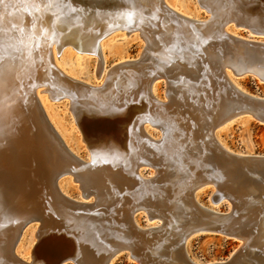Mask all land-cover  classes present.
Here are the masks:
<instances>
[{
  "label": "water",
  "instance_id": "water-1",
  "mask_svg": "<svg viewBox=\"0 0 264 264\" xmlns=\"http://www.w3.org/2000/svg\"><path fill=\"white\" fill-rule=\"evenodd\" d=\"M216 1L197 0L200 8L208 14L204 19L184 16L170 8L166 0L42 1L45 16L39 22L36 19L30 29L41 23L47 27L41 36L47 39L51 30L67 28L68 34L58 36L57 56L67 47L74 48L68 41L69 37H74L75 29L84 28L92 16L103 15V22H108L107 16L117 14L123 17L126 12L139 13L142 18L130 27L114 23L115 19L101 26L97 31L96 54L90 55L97 56L102 62L101 42L116 30L139 31L145 47L138 60L117 64L97 85L67 76L52 58V69L75 87L52 86L54 91L48 90L41 95L47 94L50 102L69 101L76 126L89 151L88 159L77 156L68 148L36 92L39 85L35 80L31 79L27 84V95L35 105L33 110L39 120L30 114L31 121L15 126L6 118L1 128L5 145L6 141L13 144L10 149H5L1 164L7 171L2 173L3 180L0 181V203L7 211L4 215L6 234L3 243H0L2 264H112V260L120 254H127L136 264H201L189 257L186 246L193 236L206 233L222 235L240 244L227 259L202 264H264V244L254 247L256 228L251 224V218L257 217V212L264 207L251 204L245 208L244 190L235 187L239 179L246 183L242 186H264V155L232 152L215 136L216 130L225 122L244 116L264 124V97L243 91L226 74V71L231 72L233 79L250 75L264 83V40L242 37L226 30L234 26L247 30L252 36L264 37V0L227 2L229 10L223 12L217 8ZM23 13L30 15V12ZM165 17H170L174 24H178V18L184 23L172 40L160 42L164 51L177 57L174 62L181 67L175 72L177 79L157 75L159 66L151 63V55L155 52H151L142 35L141 26L156 30L155 24ZM44 38L37 41L35 48L30 44L27 46L39 52V41L42 39L44 44ZM154 40L158 42L157 38ZM47 41L49 47L50 41ZM6 57L0 53L2 78H10L12 73V70L3 68ZM128 70H132L135 76H142L143 90L140 93L144 98L151 99L152 112L156 110L175 121L181 132L185 129L182 138H179L181 132L179 134L177 130L174 135L170 133L165 142L162 140L155 146L150 139L153 136L144 131L146 123L140 125L141 130L133 129V123L125 124L121 114L86 107L73 91L78 88L108 97L111 75ZM34 75L31 78L34 79ZM160 78L166 82L165 100L157 99L151 92L153 82ZM182 85L190 87L191 92L186 93L185 89L176 92ZM172 87L176 88L175 94L170 91ZM89 99L94 100V97ZM149 111H146V116L150 119L153 116ZM203 112L212 117L206 116L208 123L201 118L203 123L200 125L197 120L199 116H204ZM148 125L159 130L162 136L160 124ZM39 126L43 129L39 136L34 135L33 138L28 130ZM192 129L194 133L190 134ZM139 134L150 139L149 148L162 151L170 145L174 152L186 159L180 173L185 180L183 184L190 186L198 214L179 224L178 228H174L175 214L166 197L162 205L151 204L148 199L149 194L161 192L158 196L162 197L171 189L165 180V165L170 156L164 151L160 154L155 151L154 161L139 157L135 151L139 148L135 145L140 141ZM160 136L153 138L159 139ZM112 144L122 147V158L118 161L103 159L102 165L93 169V164L97 162L92 152ZM146 167L152 169L153 175L151 172L141 178L138 171ZM66 176L78 184L80 199L72 198L60 189L59 180ZM206 187L213 189L210 196L212 206L228 202L230 209L221 212L199 204L195 195ZM55 198L63 202L56 204L53 201ZM140 213L145 214L152 224L139 225L135 216ZM154 221L157 224H153ZM32 224L36 227L34 243L24 256L17 251V247Z\"/></svg>",
  "mask_w": 264,
  "mask_h": 264
},
{
  "label": "bare ground",
  "instance_id": "bare-ground-1",
  "mask_svg": "<svg viewBox=\"0 0 264 264\" xmlns=\"http://www.w3.org/2000/svg\"><path fill=\"white\" fill-rule=\"evenodd\" d=\"M42 1L45 0H0V53L3 56H7L6 60L2 59L4 61V65H2L3 68H5L4 70H12L10 72L13 73L10 74V78H2L0 76V181L3 180L2 173L7 172L6 169L1 166V164L4 162L3 157L5 149L8 150L13 145L7 141L5 145V142H3L1 138V132H3L2 127L5 123L4 119H10L13 121V124H16L15 126H17L19 123L26 124V122L28 123L31 121L32 117L30 114H33L39 120L36 111L33 110L35 105L29 99V95H27V84L29 81L31 79L35 80V83L39 85V88L36 90L38 95L39 93L46 92L48 90L54 91L51 89H55L52 86H67L69 89L75 87L72 83L64 81L51 67L52 58L54 59L57 55L56 42L59 39L58 36L62 33L63 35L68 34L67 28L60 27L51 30L50 35H48V37L46 36L47 39L41 36L43 31H45L47 28L41 23H37L34 29H30L31 25L34 24L36 19H38L37 21L39 22V19L42 20V18L45 16L42 8ZM233 1L234 0H217L216 5L217 8L223 12L224 10L228 9L229 4L227 2L232 4ZM238 1L240 2L241 0ZM21 8H23V11L25 12H30V15L32 16L23 13ZM107 17L108 22H112L113 19H115L116 21H114V23L118 25H125L126 27H130V24H137V22H139V20L142 18L139 13L137 14L134 12H126L124 13L123 17H118L117 14L109 15ZM178 21V24H174L170 17L161 18V20L155 24V27H157L156 30L141 26L143 29L142 35L148 42L149 49L151 52H155L152 53L153 55H151V63H153L155 66H159V70L156 72L158 73L157 75L168 77L169 79L176 78L175 72L181 70V67L177 62H174V60H177V57H173L172 54L170 55L166 50L164 51V46L160 42H166L170 39L172 40L175 37V34L180 32V26H183L184 23L179 18ZM108 22H103V15H98L96 17L92 16L87 24H85L86 26H84V28L74 30V37L72 38L70 36L68 41H70V44L73 45V47L80 53L96 54L99 37L97 31L99 28H101V26H104V24ZM184 28L185 27H183V29ZM185 33L187 34L186 30ZM153 36L157 38L158 42L154 40L156 38ZM40 38H44L46 41L44 44L42 39L41 42L39 41L40 45L39 43L38 45L40 46L39 49L41 51L35 52V50L27 46L30 44L33 48H35V44L37 45V41ZM47 40L50 41V49L47 45ZM29 51L30 55L28 54ZM61 71L63 72V70ZM35 72H37L36 75H34ZM97 74L99 76L102 75V68H98ZM107 74L108 72L105 71L104 77H106ZM226 74L229 76L227 71ZM33 75L34 79L31 78ZM67 76L74 78V76L69 74ZM140 77L142 76H135L132 73V70H128L126 73H121L120 71L113 73L111 75V83H109L111 85V92L108 97H100L99 93L87 90V92H85L78 90V88H74L73 91H76L77 96L82 99V102L86 107L88 105L89 107L92 106L93 108L101 109L110 113L121 114L122 118L126 120L125 124L127 122H131L132 125L133 123V126H131L133 129L138 128L141 130L140 125H144L145 123L147 124V122L151 125L160 124L159 127L161 126L160 131L162 136L159 139L150 138L153 142L152 144H155L156 146V144L160 143L162 140V142H165L167 138H170V133L174 135V132L178 130L180 134L182 130L179 126L175 125V121L165 118L164 115L157 112L156 110L152 112L151 99L147 97L144 98L142 96L143 94L140 93L141 90H143ZM175 89V87L170 88L171 93L175 94ZM181 89H185L184 91H186V93L191 92L190 87L187 88L183 85L178 87L176 92L180 91ZM200 90H202V88ZM90 97H94V100H90ZM146 111L151 112L153 118L149 119V117L146 116ZM218 111L220 113V108ZM203 115V117L199 116L197 120L198 123L200 121V125L203 123L201 122V118H204V122L208 123L209 119H207L206 116L209 115V118L212 117L207 112H203ZM78 123L81 125L80 117L78 119ZM226 123L227 122H225L224 125ZM191 127L194 128L193 125H191ZM41 128L42 127L39 126L37 129H29L28 133L34 138V135H40ZM184 130L181 132V136L179 138H182L185 135ZM193 130L194 129H192L189 133H194ZM43 131L46 133V130ZM137 137L140 141L139 143L135 144L139 146L138 150L135 151L138 152L139 157L142 156L149 160H153L156 156L155 151L156 153L158 152V154L163 153L164 151L170 156V161H168V163L166 162L165 165L167 169V178L165 180L171 189L167 190L163 196L161 195L162 197L158 196V194H161V192L149 194L148 199L151 201V204L158 203L162 205L163 200L166 197L165 200H168L169 203L166 202L165 204L167 205L168 203V205L172 207V210L175 214L174 216L176 222H174V228H178L179 224H183V222H186L188 219L198 214L196 205L193 202L190 186L183 184L185 180L180 173V171L184 169L183 163L186 162V159H182V155L174 152V149H172V146L170 145L169 148L164 147L165 149L163 148L164 150L162 151L161 149H155V147L154 149H151L147 145L149 144L148 142L150 139L144 137L142 134H139ZM102 149L103 150L92 152L94 153L93 158L97 162L93 164V169L94 167L101 166L102 164L100 163L103 159H114V161H118L120 158H122V154H124L120 145H106ZM158 150H160V152ZM138 173L141 178H144L143 175L140 174V171H138ZM235 180L236 176L233 181ZM243 184L246 183L239 179L236 182L235 187L239 189L243 188L244 190L243 194L245 198L244 203L246 204L245 208H248L249 205L251 206V204L257 207H264V186H254L253 184L242 186ZM1 200L2 199L0 198V202ZM53 201L56 204H60L61 201L63 202V200L57 198L53 199ZM4 215H7V211L0 203V243L3 241L6 234ZM256 216L257 217L251 218V224L256 228L253 234L254 247H257V245L261 243L264 244V208L261 209V211H258ZM155 224H157V222ZM0 264L2 263L0 262Z\"/></svg>",
  "mask_w": 264,
  "mask_h": 264
},
{
  "label": "rangeland",
  "instance_id": "rangeland-1",
  "mask_svg": "<svg viewBox=\"0 0 264 264\" xmlns=\"http://www.w3.org/2000/svg\"><path fill=\"white\" fill-rule=\"evenodd\" d=\"M166 4L178 13L196 19H204L208 14L200 8L197 0H166ZM242 37H251L264 40V37L252 36L247 30L229 26L226 30ZM145 47V42L139 31L127 32L126 30H116L105 37L101 42L102 62L97 56L90 53H80L72 47L65 48L60 56L54 58V64L63 70L67 75L86 82L97 85L103 82L104 72L109 71L117 64L138 60ZM102 68V75L98 77V68ZM104 71V72H103ZM230 79L243 91L264 97V83L256 77L246 75L240 78H232L231 72L227 71ZM151 92L157 99L165 100L166 82L160 78L153 82ZM46 112L61 134L66 145L77 156L88 159L89 151L83 142L82 134L75 124V118L70 110L67 99L50 102L47 94L39 95ZM145 133L153 137H159L160 132L147 124L144 126ZM216 139L228 150L245 155H264V124H260L254 119L244 116L227 122L219 127L215 132ZM152 137V138H153ZM161 137V136H160ZM154 138V139H156ZM140 174L148 176L151 168H141ZM152 175V173H151ZM59 187L66 195L80 199L78 184L72 181L70 176L59 180ZM213 192L211 187H206L198 191L195 195L196 201L206 207L215 208L225 212L230 209L228 202H223L218 206L210 204V196ZM135 220L139 225L152 224L147 221L146 215L137 214ZM156 222L154 221L153 224ZM35 225H30L17 247L21 255L26 256L30 246L33 245V233ZM239 242L217 234H199L190 238L187 242L186 250L189 257L197 263H211L227 259L232 252L238 248ZM72 264V263H69ZM112 264H136L127 254H120L112 260Z\"/></svg>",
  "mask_w": 264,
  "mask_h": 264
}]
</instances>
